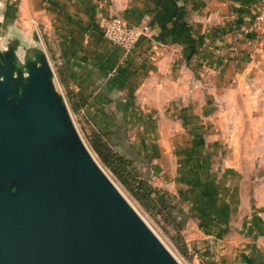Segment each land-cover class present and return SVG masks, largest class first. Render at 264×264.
Listing matches in <instances>:
<instances>
[{
    "label": "crops",
    "instance_id": "obj_1",
    "mask_svg": "<svg viewBox=\"0 0 264 264\" xmlns=\"http://www.w3.org/2000/svg\"><path fill=\"white\" fill-rule=\"evenodd\" d=\"M7 2L15 5L24 33L34 24L46 36L47 41L34 34L33 41L46 51L50 46L53 62L63 64L55 65L57 75L64 74L79 110L99 129L117 135L112 127L122 117L135 126L130 136L149 142L150 156L158 155L157 142L186 144L191 138L183 123L193 128L207 125L210 147L219 146L223 132L231 180L225 187L229 194L219 193L215 205L230 210L231 195L239 191L243 203L253 195L257 205L264 206V20L255 23L264 0ZM115 16L132 26L150 24L151 32L126 53L103 35L102 20ZM218 47L229 57L237 53L230 47L243 50L237 60H229L224 73L207 66H219ZM193 155L200 153L195 150ZM257 215L239 219L259 231L257 255L247 244L233 259L223 248V228L211 216L200 217L203 233L208 231L213 244V264H264V216ZM225 217L236 216L216 219Z\"/></svg>",
    "mask_w": 264,
    "mask_h": 264
},
{
    "label": "water",
    "instance_id": "obj_2",
    "mask_svg": "<svg viewBox=\"0 0 264 264\" xmlns=\"http://www.w3.org/2000/svg\"><path fill=\"white\" fill-rule=\"evenodd\" d=\"M0 264H182L91 154L45 48L19 36L0 44Z\"/></svg>",
    "mask_w": 264,
    "mask_h": 264
},
{
    "label": "rangeland",
    "instance_id": "obj_3",
    "mask_svg": "<svg viewBox=\"0 0 264 264\" xmlns=\"http://www.w3.org/2000/svg\"><path fill=\"white\" fill-rule=\"evenodd\" d=\"M7 1L0 0L1 46L6 47L8 40L15 36L25 38L28 43L33 42V39H35L34 34L42 36L39 28L34 24L33 28H29V31L24 33L20 20L16 16L15 5L8 4ZM42 37L47 41L45 35ZM47 46L50 47L49 45ZM222 46L224 47L225 45L222 44ZM48 47L47 49L50 51ZM217 49L220 52L218 55L220 58L219 66L212 67L213 65L210 62L207 63V66L210 69L219 71V73H224L226 67H228L229 60H237L239 52L243 51L230 47L229 51L237 53L229 57L226 56L229 53L221 51L222 48L218 47ZM20 54H23V50L20 51ZM48 57L55 72L57 87L63 92L75 125L91 154L108 177L182 264H213L215 261V255L212 250L213 244L210 242L209 233L208 231L203 233L205 225L203 224V227L199 223L201 216H211L215 219L212 221L219 223L224 232H226V235L223 236V248L226 250L229 259H233L237 254L239 255V247L243 249L244 245L247 244L251 245L254 251V247L259 243L260 233L257 229L254 231L250 230L247 228L249 224L247 225L244 220L239 219L240 217L243 218V216H258L257 212H261L264 216V206L257 205V197L251 195V199L246 198V202L243 203V199L240 200L238 191V193L231 195L233 196L231 200L233 206L230 210V206L215 205V199L220 195L219 193L224 196L229 194L225 187L226 185L229 187V180H231L226 173L231 168V161L229 160V155H225L228 147L223 143L225 141L223 132L219 138V146L215 147L213 145V147H210V141L207 137V125H198L193 128L188 123H183V129L191 139L185 141L184 143L186 144L179 143V146L172 141L157 142L160 148L157 151L158 155L150 156L147 155L148 149L146 148V144L149 142H140L130 136V130L133 129L134 125L129 126L120 117L118 125L112 127L118 130L119 133L102 137V139L109 144L108 146L117 156H122L129 160L130 164L124 169L126 178L129 180H135V178L143 179L152 187L153 190L150 197L146 195L137 197L125 186L113 169L101 160L94 149L92 140L95 139L96 130L104 131L99 129L81 110H79L78 114L73 111L69 97V94L71 95L73 92L71 85L64 74L61 73L60 77L57 75V68L55 67V65H61L62 67L63 64L54 63V56L48 55ZM221 58H223V61H221ZM230 81L232 83L233 79ZM183 114L182 112L181 115L184 120ZM159 120L161 119L156 121L158 122ZM202 127L204 128L202 129ZM219 136L220 134H218ZM177 148H181V150L178 151ZM195 150L200 155H193ZM116 164L117 162L114 163V166ZM216 216H236L238 220L234 217V220L229 219V221L225 217L227 220L224 221L218 218L219 221H217ZM232 250L233 252H229ZM252 255H257L256 251Z\"/></svg>",
    "mask_w": 264,
    "mask_h": 264
},
{
    "label": "trees",
    "instance_id": "obj_4",
    "mask_svg": "<svg viewBox=\"0 0 264 264\" xmlns=\"http://www.w3.org/2000/svg\"><path fill=\"white\" fill-rule=\"evenodd\" d=\"M70 102H71V108L73 111L78 114L79 113V104L74 101V95H70ZM109 136L107 133L100 132L99 130H96L95 132V139L92 140V145L98 155L100 156L101 160L111 167L113 171L118 175V177L121 179V181L125 184V186L137 197H140L141 195L149 196L152 194V187L143 179L135 178V180H129L124 176V173L126 171L124 170L126 166H128L129 160L127 158H124L122 156H117V154L110 149L108 146L109 144L102 139V137ZM117 162L116 166H114V163Z\"/></svg>",
    "mask_w": 264,
    "mask_h": 264
},
{
    "label": "built area",
    "instance_id": "obj_5",
    "mask_svg": "<svg viewBox=\"0 0 264 264\" xmlns=\"http://www.w3.org/2000/svg\"><path fill=\"white\" fill-rule=\"evenodd\" d=\"M257 22L264 20V2L255 19ZM256 22V23H257ZM103 35L112 43L123 47L126 53L131 52L138 40L146 37L151 32L150 24L132 26L127 24L121 17L115 16L102 20Z\"/></svg>",
    "mask_w": 264,
    "mask_h": 264
}]
</instances>
